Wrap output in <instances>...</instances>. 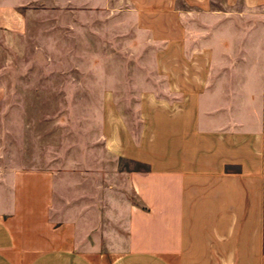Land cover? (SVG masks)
Here are the masks:
<instances>
[{
	"label": "crops",
	"instance_id": "obj_1",
	"mask_svg": "<svg viewBox=\"0 0 264 264\" xmlns=\"http://www.w3.org/2000/svg\"><path fill=\"white\" fill-rule=\"evenodd\" d=\"M124 1L119 24L131 16L166 52L150 155H118L147 167L119 172L133 201H110L92 235L87 202L58 208L54 171L0 153V264H264V24L256 35L238 0ZM25 2L0 0V107L2 77L30 38ZM138 16L148 18L141 27Z\"/></svg>",
	"mask_w": 264,
	"mask_h": 264
},
{
	"label": "rangeland",
	"instance_id": "obj_2",
	"mask_svg": "<svg viewBox=\"0 0 264 264\" xmlns=\"http://www.w3.org/2000/svg\"><path fill=\"white\" fill-rule=\"evenodd\" d=\"M25 1L30 38L21 46L25 58L2 77L9 87L0 107V153L19 166L54 171L58 208L87 202L95 235L110 201L124 193L133 201L119 172L147 170L118 155H150V127L166 111L165 103L151 101L165 99L166 52L148 44L131 16L119 24L124 0ZM234 9L249 27L254 20L256 35L262 32L264 7L246 11L238 0ZM137 18L140 27L148 21ZM165 29L162 14L155 31L161 36ZM79 193L91 195L78 199Z\"/></svg>",
	"mask_w": 264,
	"mask_h": 264
}]
</instances>
